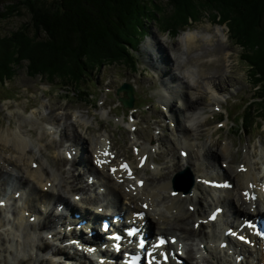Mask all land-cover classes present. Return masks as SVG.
<instances>
[{
  "label": "rangeland",
  "instance_id": "374dc122",
  "mask_svg": "<svg viewBox=\"0 0 264 264\" xmlns=\"http://www.w3.org/2000/svg\"><path fill=\"white\" fill-rule=\"evenodd\" d=\"M15 1L17 0H0V11H5L7 5ZM42 1L49 4L55 0ZM155 1L150 4L152 10L158 11L155 4H160L169 10L166 0ZM31 17L30 11L24 5H21L15 14L7 18L0 16V36L9 35L24 26H29ZM145 22L148 29L140 43L138 70L134 71L121 62L102 66L101 69L99 68L100 70L97 69L89 75L90 78L85 84L91 95H80L76 87L64 89L60 83H51L48 77L42 75L32 76L28 70L29 60L23 59L20 65L15 66L17 72L14 77L6 79L7 87L0 85V130L5 132L11 130L14 133L15 130L18 131L22 122V130L28 136L27 147L33 149L35 159L46 165L47 168L51 167L56 170L55 174L58 175L61 173L58 165L64 157L66 163L62 167L63 170L71 167L75 175L81 173L84 184L88 180L90 181V176H92L87 170L91 165L88 150H92L94 146L105 148L108 145L111 147V143H113V151L119 158L116 159L117 162L130 160L135 162L133 164L135 167H139L140 162L137 150L143 147V151L148 152L149 159L145 167L137 169V172H140L139 176H143L145 179L144 176L147 177L151 173H157L159 177L166 174L167 176L155 182V186H148V189L159 190L162 194L167 193L168 195L173 190L175 182L180 187L187 186L191 177L190 172L192 174L193 172L190 168H179L178 157H180L182 145H180L174 123L180 124L181 121L178 117L173 118L165 108L161 90L169 83L181 85L187 83L189 85L191 80L188 73H180V71L182 69V71L187 70L188 72V67L195 66L196 75H198L196 78L203 81V84L204 80L208 82L210 77L220 83L218 86L220 90L213 86L210 92L208 90L202 92L199 88L192 90L196 93V97H194L197 98L198 105L206 108L203 109L205 122L201 126L200 138L208 139V142L212 141V144L213 142L217 143L213 144L214 154L206 155L208 157L205 156L203 161L213 160L217 164L216 167H219V164L222 165L223 162L226 165L238 167L239 163L242 161L243 164L247 157L249 161L246 163L251 164L253 174L258 177L263 176L264 126L260 123L261 119L255 117L252 123L247 126L246 132H240L236 123L242 104L253 97L255 89L248 74V65L240 57L242 48L229 38L228 26L213 21L210 13H203L198 21L186 29L180 30L177 35L163 30L157 20L149 19ZM186 31L197 34L194 39L187 41L182 39ZM30 33L34 35L35 31L32 30ZM40 34L44 36V33ZM179 76L182 78L179 79ZM126 82L133 84L136 89L135 105L137 106L132 108L130 114H128L129 107L123 108L117 94L118 88ZM191 83L197 87V84ZM187 91L190 98L193 97L190 90ZM186 97L188 98V96ZM228 110L231 113L229 117ZM251 110L256 116L257 109L252 107ZM51 112L59 114L60 118L53 121L50 118ZM223 114L224 119L221 121L219 119H222ZM74 131L77 133L73 134ZM105 132L107 134L103 135ZM108 135L110 144H105L104 140ZM159 135H162L163 138L160 140L151 139ZM69 142H71V146H75L77 153L75 156L77 163L74 165H72L73 156H68V150H65ZM93 143V147L88 148ZM78 144L80 145L77 147ZM228 146H230V151ZM221 151L225 154L222 155ZM232 158L237 162H232ZM158 169L160 171H157ZM138 178L132 179L135 181H132L134 185L137 184ZM95 180L90 188L96 194L95 196H100L104 194L103 186H101L102 181L99 177H95ZM11 181L14 180L11 179ZM55 183L59 182L55 181ZM75 183L82 185L79 181H75ZM132 183L125 181L123 187H130L133 185ZM15 184L16 182L12 184L13 190H15ZM146 186L145 188H147ZM149 190L143 193L135 191V194L146 198L149 196ZM86 191L85 194L82 192L75 195L71 193L68 196L64 191L63 195L71 201H77L75 197L79 195L81 200L77 202L80 205H85L84 196L89 195L88 190ZM129 191L134 193L132 189ZM29 197L32 198V195ZM158 198L156 195L153 196L155 203L151 209L147 210L148 214L152 210L160 208L158 204L162 198ZM166 198H170L169 195ZM165 200L167 202L169 199ZM181 200L182 198H180ZM183 200L186 201V198ZM169 202H172V204L169 203V206L174 205V200ZM185 204L186 206H184ZM189 205L190 202L181 204L179 210L176 207L173 208L174 212L176 209L177 213L184 212ZM52 208L55 209L54 206ZM49 216L50 214L47 217ZM45 221L47 222V219ZM44 236L47 237L45 233ZM49 241V246H53L51 240ZM182 244L184 245V242ZM191 244L192 241H188L186 246L190 247ZM197 247L200 248L199 258L205 260L207 256H204L201 245L198 244ZM47 255V253H41L40 258H44V261L36 264H45V261H50L47 259ZM0 259L2 260V257Z\"/></svg>",
  "mask_w": 264,
  "mask_h": 264
},
{
  "label": "bare ground",
  "instance_id": "6f19581e",
  "mask_svg": "<svg viewBox=\"0 0 264 264\" xmlns=\"http://www.w3.org/2000/svg\"><path fill=\"white\" fill-rule=\"evenodd\" d=\"M196 34L197 33H193L192 31H186L182 39L191 41ZM220 39L224 41L222 38ZM188 70L187 72V70L182 71L181 69L180 73H188L191 82L197 84V87L193 86L190 81L191 84L189 83V85L187 83H185V85L169 83V85L161 90V98L164 100L165 108L171 113L173 118L178 117L181 121L180 124L176 123V131L179 135L180 145H182L180 152L183 151L187 153V155H179L178 163L180 162L179 168H190L194 174V183L191 190H181L184 189V187H180L176 184L173 185V190L171 192L168 191L170 198H166L168 196L166 192V194H162L159 190L152 191L148 189V186H155V182L158 179L167 175L163 174L159 177L157 173H151L147 177L144 176L145 179L143 176L140 177L138 175L139 178L137 177L136 186H130V190L132 189L134 193L130 192L116 180L117 176L124 181L122 183H125V181L132 183L134 180L128 177V172L126 170L117 166L115 167L116 171L113 172L106 170L105 164L97 163L98 160L101 162L102 159L111 157L110 155H106V150L112 148L111 152H114L113 143H111V147L108 145L105 148H102L101 145L100 148L93 147L94 143L89 145L88 148L93 147L92 150H88L91 153L90 159L93 160V164L91 163L87 170L90 175L101 172L105 177V180H101V185L109 190L108 195L110 201L120 204V199L118 198L120 197L122 202L128 206V209L131 210L134 215L137 212L144 213L145 209L143 208V204H139L141 200H143V202L141 201L142 203H149L148 209H151L155 203L153 196L156 195L162 198L159 200L160 203L158 204L160 208L152 210V212L142 217L135 215L133 218L128 214L130 217L128 221L132 222L134 220L138 225H142L146 230L145 233L152 236L159 234L169 235L170 237L177 236V243L180 246L181 240H192L194 242L199 238L201 243H203L204 250L208 254L206 259H200L197 255V250L193 246H190L185 252L186 259H183L181 252L177 249L181 261L180 264H262L261 262L264 261V247L258 245L257 248L245 244L238 238H233L228 246H224L221 241V236H225L227 234L226 231L231 227H235V230L240 231L241 234H243V232H245V234H251L245 221H249V217L251 216L257 217L258 219L264 217V175L258 177V175L253 174L251 164L246 163V161H249L247 157H245L243 164L242 161L239 163L238 167L229 164L226 165L224 162L222 165L219 164V167H216L217 164L213 160L203 161L206 157L214 154V142L212 144V141L209 143L208 139L204 140L200 138L201 126L202 123L205 122L203 119V109L205 107H200V105H198L197 98L195 99L196 93L192 90L199 88L202 92H206L207 90L210 92L213 89L212 86L220 90V88H218L220 83L215 82V80L210 77L208 82L204 80L203 84V81H199L196 78L198 75H196L197 70L195 66L188 67ZM180 77L181 76L178 78L180 79ZM186 89L190 90L189 92L193 94V97L190 98ZM186 96H188V98ZM50 114V118L53 121L60 118L59 114L53 112ZM64 114L68 115L66 113ZM171 121H173V119H171ZM22 127L23 123L21 122L17 129L18 131L15 130L14 133L11 132V130H7L6 132L0 130V201H3V203H0V257H2L0 263H42L44 258H40V254L50 253L54 256L58 255L64 260H72L71 264H85V259H82V257H86L84 251H82L85 250L83 245H79L80 248H72L68 244H64L63 239L65 235L58 234V238L61 239L58 248L54 245L49 246L50 241L48 240V234L54 232L53 236H57L55 230L59 227L56 224L62 221H73L72 224L76 225L77 219H69L66 214H60L58 212V206L60 204H65L71 209H79V206L80 209H82L83 205H79L76 201H71L63 194L66 192V196H68L71 193L74 195L80 192L85 193L86 190L90 189V185L82 183L83 177L81 173L75 175L71 167L70 169L64 168L63 170L62 167L66 163L64 157L60 165H58L62 174L58 173V175L55 174L56 170L51 167L47 168L46 165L39 163L34 157L33 149L27 147L28 136L24 133ZM75 133L77 132L74 131L73 134ZM105 134L107 133H103V135ZM68 136L70 137V135ZM162 138L163 136L159 135L151 139L160 140ZM109 139L110 136L108 135L104 143L110 144ZM216 144L217 143L214 145ZM79 145L80 144H78L77 147ZM135 145H137V142H135ZM74 147L75 146H71V142H69L65 150L67 149L68 152H72L75 151ZM228 149L230 151V146H228ZM147 153L148 152L143 151V147L137 150L140 159L144 154L148 155ZM224 154L222 152V155ZM234 161L233 159L232 162ZM76 163L77 159L74 157L72 159V165ZM130 163L133 167V162L131 161ZM113 164L117 165L116 163ZM33 165H35V167H33ZM107 165H112V163H108ZM241 165L244 166V170H241ZM136 168L139 169V167ZM157 171L160 170L158 169ZM223 177H226L225 180L230 178L233 184L232 188H217L202 183L204 179H214L217 182H221ZM11 179L14 181H11ZM141 180H144L142 184L139 183ZM55 181L59 183L56 184ZM75 181L81 182L82 185H78ZM15 182V190H10L11 188L9 186ZM145 186L147 188H145ZM168 187L170 188L169 184ZM146 190L150 191L149 195L152 193L153 196L150 195L151 198H141L139 194L138 196L135 194V191L143 193L146 192ZM245 191L250 194V197L254 196L255 198L246 199L244 195ZM28 193L34 196L31 198L28 196ZM112 194L115 196H110ZM98 197L99 196H86L85 200L97 202ZM180 198H182L181 201ZM183 198H186V201H184ZM104 199L105 198L100 200L98 205L106 208L105 204H101ZM165 199L169 200L166 202ZM33 200H36L41 207L34 204ZM171 200H174L173 206H169V203L172 204V202H169ZM27 202H30V204H27ZM188 202H190L192 206L191 210L188 206V208H185L184 212L179 211L177 213L181 204ZM51 205H55L56 212H52L50 208ZM184 206H186V204ZM219 206L226 208L217 216L216 221L211 222L209 220L211 213L206 215V208L214 209ZM175 207L178 208V210L176 209L174 212L173 208ZM26 211H29L30 214L35 213L37 215H26ZM117 211L121 210L119 208L111 210L109 207L108 210L103 211L105 215L102 214L100 218L107 216L106 218L111 223L108 215L111 213L115 215ZM229 211L233 213V216L230 215ZM49 214L50 216L47 217ZM118 214L121 216V212H118ZM84 215L89 217L92 224L96 220L93 212H85ZM111 217L113 216H110V218ZM239 218L242 219L239 220ZM46 219L47 222L45 221ZM111 224L113 225L114 223ZM60 225L63 226V224ZM93 229L97 232L100 230L99 227L95 225ZM61 230L64 231L65 228H61ZM44 233L47 237L44 236ZM111 233L112 232H110V234ZM120 235L121 237L127 236L124 231ZM66 236L68 237V234H66ZM259 241L263 243V240L259 239ZM171 248L176 249L175 245L171 246ZM179 250H181V247ZM237 256H240L241 259L237 260ZM45 262L46 264H62L64 261L50 260ZM170 264H176V261L173 259Z\"/></svg>",
  "mask_w": 264,
  "mask_h": 264
},
{
  "label": "trees",
  "instance_id": "16d2710c",
  "mask_svg": "<svg viewBox=\"0 0 264 264\" xmlns=\"http://www.w3.org/2000/svg\"><path fill=\"white\" fill-rule=\"evenodd\" d=\"M154 1L17 0L8 4L1 17L15 14L21 5L32 17L31 27L0 36V85L7 87L6 79L17 72L15 66L28 59L32 76L42 75L64 89L76 87L80 95H91L85 84L102 66L121 62L138 70L137 52L147 33L146 20H157L163 30L177 35L203 13H210L213 21L228 25L229 38L242 48L240 57L248 65L258 97L244 108L241 118L246 125L255 117L264 121V0H166L169 10L155 4L158 11L150 7Z\"/></svg>",
  "mask_w": 264,
  "mask_h": 264
},
{
  "label": "snow or ice",
  "instance_id": "6c2138e0",
  "mask_svg": "<svg viewBox=\"0 0 264 264\" xmlns=\"http://www.w3.org/2000/svg\"><path fill=\"white\" fill-rule=\"evenodd\" d=\"M180 155H187V153L181 151V152H180ZM97 163H101V162L98 160ZM33 167H35V165H33ZM120 167H121V168H124V169H126V170H128V171H129V175H131V172H130L129 166H128L126 163L121 164ZM240 168H241V170H244V166H243V165H241ZM111 171L115 172V171H116V168L113 167V168L111 169ZM139 183L142 184L143 182L140 181ZM202 183H203V184H206V185L213 186V187H217V188H231V187H232V185H231L227 180H225V181H223V182H217V181L214 180V179H211V180H210V179H204V180H202ZM244 195H245V198H246V199H248V198H252V199H254V198H255L254 196H251V197H250V194H249L247 191H245ZM0 203H3V201H0ZM145 207H147V205H145ZM191 208H192V206L189 205V209H190V210H191ZM221 211H222V209L219 208V207H217V208H216V209L210 214L209 219H215L216 216H217V214L220 213ZM135 215L142 217V216L144 215V213H142V212H137ZM245 223L248 224L253 230H255L256 233H257V235L264 236V232H261V231H260L255 225H252V224H251L250 222H248V221H245ZM134 231H136V230H132V231H130V232H129V235H132ZM228 232H229L231 235H233V236H237L238 239L241 240V241H243L245 244H251V243H252V241H250V240L248 239V237L245 236V235H243V234H238V233L234 232L232 229H228ZM117 238H119V237H117ZM164 243H166V241H165L162 237L157 238L156 247H159L160 245H162V244H164ZM138 246H139L140 248H144V247H145V241L143 240V238L140 239V241H139V245H138ZM117 247H119V245H117ZM89 251H92V249H89ZM163 258H164L165 260L168 259L167 255H164ZM236 259H237V260H240L241 257H240V256H237ZM153 260H155V257H151V258L149 259L148 264H153Z\"/></svg>",
  "mask_w": 264,
  "mask_h": 264
},
{
  "label": "water",
  "instance_id": "95a60500",
  "mask_svg": "<svg viewBox=\"0 0 264 264\" xmlns=\"http://www.w3.org/2000/svg\"><path fill=\"white\" fill-rule=\"evenodd\" d=\"M117 94L119 95V100L122 102L124 108L133 107L135 105V88L132 84L127 82L122 84L118 88ZM191 179L193 180V176H191Z\"/></svg>",
  "mask_w": 264,
  "mask_h": 264
}]
</instances>
